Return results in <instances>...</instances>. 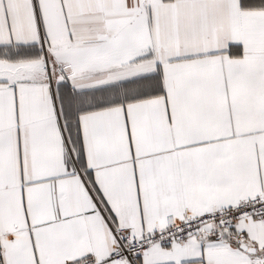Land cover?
Masks as SVG:
<instances>
[{"label":"snow or ice","instance_id":"obj_1","mask_svg":"<svg viewBox=\"0 0 264 264\" xmlns=\"http://www.w3.org/2000/svg\"><path fill=\"white\" fill-rule=\"evenodd\" d=\"M0 264H264V0H0Z\"/></svg>","mask_w":264,"mask_h":264}]
</instances>
